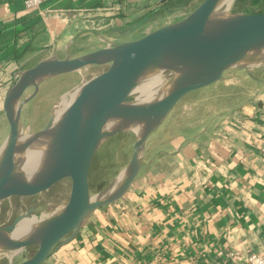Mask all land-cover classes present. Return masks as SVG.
<instances>
[{
	"label": "crops",
	"instance_id": "0c3cea01",
	"mask_svg": "<svg viewBox=\"0 0 264 264\" xmlns=\"http://www.w3.org/2000/svg\"><path fill=\"white\" fill-rule=\"evenodd\" d=\"M163 1H0V147L17 71L85 36L92 50L132 40L131 28ZM186 97L150 136L124 197L96 209L45 264L242 263L264 252V81L242 72Z\"/></svg>",
	"mask_w": 264,
	"mask_h": 264
},
{
	"label": "water",
	"instance_id": "95a60500",
	"mask_svg": "<svg viewBox=\"0 0 264 264\" xmlns=\"http://www.w3.org/2000/svg\"><path fill=\"white\" fill-rule=\"evenodd\" d=\"M224 1L202 0L184 18L139 38L79 55L73 50L55 53L17 71L4 100L10 131L0 147V205L14 196L41 193L64 178L71 179V191L67 203L46 218H38V203L0 227V253L11 259L38 246L31 257L6 264H45L96 209L122 199L146 163L150 136L187 94L235 80L242 72L264 81V11H247L251 0L239 10ZM151 15L145 14L131 30ZM92 65L108 67L71 91L78 92L62 116L56 118L60 102L44 128L25 132L31 118L29 113L23 117L24 106L41 84ZM157 76L164 86L138 100L137 88ZM30 87L34 91L24 97ZM129 131L136 133L129 162L114 181L93 193L90 171L96 152L114 135ZM33 158L36 164L24 169L22 160ZM33 216L38 218L33 228L16 233Z\"/></svg>",
	"mask_w": 264,
	"mask_h": 264
},
{
	"label": "rangeland",
	"instance_id": "374dc122",
	"mask_svg": "<svg viewBox=\"0 0 264 264\" xmlns=\"http://www.w3.org/2000/svg\"><path fill=\"white\" fill-rule=\"evenodd\" d=\"M201 1L202 0H194L188 2L182 0L164 3L157 12L151 15L150 19L144 25L135 30H131L132 33L128 38H139L149 30H153L165 24L174 23L184 18ZM234 1L235 2H233L230 7L236 10L241 9V5L247 3H244L243 0ZM252 4L254 7L251 8V12L264 10V0ZM90 46L89 37L85 36L81 38L79 47L73 51L75 55H79L91 51L94 47ZM63 55H65V53H63ZM107 67L108 65H92L80 71L58 75L41 84L37 94L24 106L23 117L26 113H29L31 118L30 127L26 129L25 132H34L44 128L51 117L53 108H56L64 97H67L68 94L84 80H88L103 72ZM33 91L34 87H30L26 91L24 97L29 96ZM246 91H244L245 94ZM214 94L217 95L221 93H217L214 90L209 96H201V98H211V95ZM187 99H189V97L185 96L182 100ZM224 101H226V99H224ZM228 103L230 102L228 101ZM178 109L179 107H177L176 110ZM135 139L136 133L133 131L120 132L105 141L98 149L94 156L90 171V183L93 193H96L99 188H105L118 177L119 173L132 156ZM70 191L71 179L64 178L48 190L36 195L25 197L14 196L6 200L0 205V227L11 224L18 214L24 213L27 209L38 203L42 204L37 207L39 211L38 218H46L67 203ZM33 218L38 220L35 216H33ZM37 249V245H31L16 254L12 259L9 254L0 253V264H6L10 260H13L14 263L21 262L31 257Z\"/></svg>",
	"mask_w": 264,
	"mask_h": 264
},
{
	"label": "bare ground",
	"instance_id": "6f19581e",
	"mask_svg": "<svg viewBox=\"0 0 264 264\" xmlns=\"http://www.w3.org/2000/svg\"><path fill=\"white\" fill-rule=\"evenodd\" d=\"M232 2H233V0H225L224 1L226 6H230L232 4ZM163 86H164V84L162 83L160 77H158V76L148 80L145 84H142L141 86H139L137 88L138 100L144 101V100L150 98L151 94H154V92H156V91L158 92ZM77 92L78 91L75 90V91L71 92L70 95L63 98V100L61 101V103L57 107L56 118H59L60 116H62L64 111L70 105L71 101L75 98ZM36 162H37V158L36 159L33 158V159L22 160L21 163L23 164L24 169H30L29 165L31 164V167H33L36 164ZM36 222H37V220H35L33 217L25 219L22 222V224L19 226V229L17 230L16 233L22 234V233L28 232L29 230H31L33 228V226ZM6 254H9V253H6Z\"/></svg>",
	"mask_w": 264,
	"mask_h": 264
},
{
	"label": "built area",
	"instance_id": "2783aa9c",
	"mask_svg": "<svg viewBox=\"0 0 264 264\" xmlns=\"http://www.w3.org/2000/svg\"><path fill=\"white\" fill-rule=\"evenodd\" d=\"M6 1V0H0ZM49 0H24L25 6L28 8L38 7ZM232 255H234L232 253ZM236 257V256H235ZM211 264H264V252H251L246 260L242 263H229L227 261L214 262Z\"/></svg>",
	"mask_w": 264,
	"mask_h": 264
},
{
	"label": "trees",
	"instance_id": "16d2710c",
	"mask_svg": "<svg viewBox=\"0 0 264 264\" xmlns=\"http://www.w3.org/2000/svg\"><path fill=\"white\" fill-rule=\"evenodd\" d=\"M172 1L175 2V1H182V0H164L159 6H157L154 10L151 11L152 14L155 13V12H157V11L160 9V7H162V5H163L164 3H166V2L168 3V2H172ZM186 1H188V2H192V1H194V0H186ZM259 1H260V0H252L251 3H256V2L259 3ZM243 2L246 3L247 1L243 0ZM162 9H163V8H162ZM247 11H250L249 8H247ZM260 11H264V10H260ZM250 12H251V11H250Z\"/></svg>",
	"mask_w": 264,
	"mask_h": 264
}]
</instances>
